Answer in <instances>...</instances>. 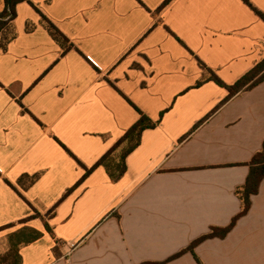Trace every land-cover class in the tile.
<instances>
[{
	"label": "crops",
	"instance_id": "obj_1",
	"mask_svg": "<svg viewBox=\"0 0 264 264\" xmlns=\"http://www.w3.org/2000/svg\"><path fill=\"white\" fill-rule=\"evenodd\" d=\"M166 1L16 6L0 51V250L18 264H264V180L224 239L169 261L241 211L236 190L264 142V81L224 102L200 63L230 86L261 62L264 0ZM138 111L155 127L121 179L98 167L82 180Z\"/></svg>",
	"mask_w": 264,
	"mask_h": 264
},
{
	"label": "trees",
	"instance_id": "obj_2",
	"mask_svg": "<svg viewBox=\"0 0 264 264\" xmlns=\"http://www.w3.org/2000/svg\"><path fill=\"white\" fill-rule=\"evenodd\" d=\"M169 1L170 0H167L163 4V7L167 5ZM3 2L4 9L2 12H0V35L1 33L6 35V32H8V34L10 33V37H5L3 40L2 37H0V51L2 52L6 50L7 45L16 36L15 28L13 25V22L16 18V6L20 3H27L28 5L36 9L33 4V0H3ZM247 4L251 7L248 2ZM253 10L264 21V16L257 10ZM40 17L43 27L47 30L53 40L61 47L63 52L69 50L71 45L68 39L47 18H45L43 15H40ZM200 66L202 70L207 74L208 80L213 81L219 87L225 88L229 92V95L224 102L228 101L239 92L252 89L256 85L264 81V58L242 78H240L237 82L230 86L225 85L221 80H219V78H217L213 73L205 68L203 64L200 63ZM138 113L139 119L137 120V122L124 133V135L116 142V144L103 157H101L91 169L85 171L82 180L87 177L92 172V170L98 167H102L105 170L106 174L112 182H117L119 179H121V177L126 172L125 159L139 146L142 132L144 130L152 129L155 127V123L152 122L148 117H146L139 111ZM248 167L249 173L246 178L245 184L241 188H238L236 190V196L241 202L240 213L232 219L229 226L225 228H212L208 234L194 241L187 249L173 256L169 259V261L178 258L186 252H190L194 255V248L205 240L213 238L224 239L227 234L233 229L237 220L248 213L251 206V197L258 193L259 185L261 181L264 180V142L262 144L261 151L254 155V157L248 164ZM29 236L30 237H28L29 239H27V242L35 241L39 235L33 232V234H29ZM8 253L9 256L14 259V264H18L19 258L17 256V252L15 250H11ZM197 262L199 263V261Z\"/></svg>",
	"mask_w": 264,
	"mask_h": 264
},
{
	"label": "rangeland",
	"instance_id": "obj_3",
	"mask_svg": "<svg viewBox=\"0 0 264 264\" xmlns=\"http://www.w3.org/2000/svg\"><path fill=\"white\" fill-rule=\"evenodd\" d=\"M1 3L2 0H0V4ZM0 37H2L3 40L5 37H10V33L8 34V32H6V35L1 33ZM0 264H14V259L9 256L8 252H3L2 250H0Z\"/></svg>",
	"mask_w": 264,
	"mask_h": 264
},
{
	"label": "snow or ice",
	"instance_id": "obj_4",
	"mask_svg": "<svg viewBox=\"0 0 264 264\" xmlns=\"http://www.w3.org/2000/svg\"><path fill=\"white\" fill-rule=\"evenodd\" d=\"M244 2H245V3H247V2H248V0H244Z\"/></svg>",
	"mask_w": 264,
	"mask_h": 264
}]
</instances>
